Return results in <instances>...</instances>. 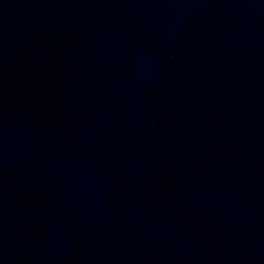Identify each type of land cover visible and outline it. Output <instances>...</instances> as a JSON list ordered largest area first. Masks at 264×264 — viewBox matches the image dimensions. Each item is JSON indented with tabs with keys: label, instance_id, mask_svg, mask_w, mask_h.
I'll return each instance as SVG.
<instances>
[{
	"label": "water",
	"instance_id": "95a60500",
	"mask_svg": "<svg viewBox=\"0 0 264 264\" xmlns=\"http://www.w3.org/2000/svg\"><path fill=\"white\" fill-rule=\"evenodd\" d=\"M0 264H264V0H0Z\"/></svg>",
	"mask_w": 264,
	"mask_h": 264
}]
</instances>
